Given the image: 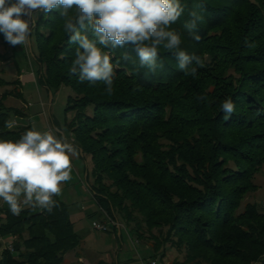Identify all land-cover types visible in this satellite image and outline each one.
Here are the masks:
<instances>
[{"label":"trees","instance_id":"obj_1","mask_svg":"<svg viewBox=\"0 0 264 264\" xmlns=\"http://www.w3.org/2000/svg\"><path fill=\"white\" fill-rule=\"evenodd\" d=\"M181 3L185 12L171 28L183 33L179 50L201 58L195 78L178 68L175 50L158 48L163 68L153 75L139 68L128 46L109 53L111 95L102 81L81 83L69 74L77 45L67 43L54 9L33 30L37 80L49 90L71 91L67 127L91 160L96 214L120 221L152 256L165 258L166 248H174L182 258L172 263L264 264V209L242 205L256 189L254 175L264 170V0ZM198 4L203 19L196 42L183 26ZM0 44L8 45L2 33ZM9 58L0 51V63ZM1 73L0 67V140L15 142L32 126H6L27 116L24 107L5 104L9 96L22 99L20 80ZM200 95L206 100L197 101ZM226 99L234 103L227 120L220 108ZM53 199L51 213L23 206L19 215L0 200V264H62L80 244L68 205Z\"/></svg>","mask_w":264,"mask_h":264},{"label":"clouds","instance_id":"obj_2","mask_svg":"<svg viewBox=\"0 0 264 264\" xmlns=\"http://www.w3.org/2000/svg\"><path fill=\"white\" fill-rule=\"evenodd\" d=\"M196 7L199 11L190 10L183 27L199 42L203 6ZM54 9L68 34L67 43L77 45L69 74L81 83L102 81L105 92L111 95L114 69L109 53L128 46L135 52L139 68H147L153 75L163 68L158 53L163 47L175 50L172 54L184 75L197 76L194 64L200 65L201 58L179 50L183 33L171 28L185 12L181 0H0V33L11 46H24L30 42L37 18ZM129 58L127 53L122 57ZM196 99L204 101L206 97ZM220 108L227 120L234 103L226 99ZM13 124L6 122L9 128ZM75 152L71 143L51 131L27 130L18 141L0 140V200L14 215H19L23 206L51 213L57 206L53 197L60 194L61 184L71 179L70 154Z\"/></svg>","mask_w":264,"mask_h":264},{"label":"rangeland","instance_id":"obj_3","mask_svg":"<svg viewBox=\"0 0 264 264\" xmlns=\"http://www.w3.org/2000/svg\"><path fill=\"white\" fill-rule=\"evenodd\" d=\"M0 51L10 56L8 60L0 63L1 76L8 81L19 79L23 92L22 99L9 96L5 99V104L23 107L22 102L25 101L26 104L30 103V106L43 105V111L28 112L26 118L15 117L17 125L26 123L29 119L32 130L43 133L50 131L48 123L52 120L59 129H57L58 131L53 129L51 132L58 138L71 143L76 149L75 154H70L71 179L61 184L58 197L68 205L70 218L81 241L75 249L65 253L62 264H150V259L155 261L154 264H176L172 262L176 259L180 260L182 255L174 248H166L165 258L161 259L158 255L152 256L153 251L149 245L146 242L137 241L116 219H114V225L120 227L119 230L116 228L113 231L109 228L108 231H103L93 226L94 220L108 222L110 217L105 213L102 216L96 214L99 210L98 205L92 198L88 187L92 183V163L88 156H83L80 153L76 138L67 127V123L73 117L72 111L65 110L70 89L60 86L56 90H49L38 82V64L34 59V53H36L34 31L30 42L26 45L13 47L10 44L5 46L0 44ZM6 88L10 89L11 87ZM2 90L0 89V92ZM252 181L255 183L256 189L247 193L242 205L246 202H254L257 203L259 209H264V170L257 172ZM2 244L6 245L3 241Z\"/></svg>","mask_w":264,"mask_h":264},{"label":"crops","instance_id":"obj_4","mask_svg":"<svg viewBox=\"0 0 264 264\" xmlns=\"http://www.w3.org/2000/svg\"><path fill=\"white\" fill-rule=\"evenodd\" d=\"M50 101H51V99H50ZM22 105L24 107V110L26 112V116L27 117H28V112L29 113H32V112H40L41 110L43 111V107H42L43 105L42 106H38V105H36V106L35 105L30 106V103H27L26 104L25 101L22 102ZM27 122H29V119H27ZM49 126H50V131H52L53 129H55L56 131H58L57 129H59L58 127L55 126V124H54V122L52 120H51L50 123H48V127ZM116 228H119V227H116ZM1 240L3 241L4 245L5 244H9L10 241H11V236L3 237ZM150 260L151 261H154L152 259H150Z\"/></svg>","mask_w":264,"mask_h":264},{"label":"built area","instance_id":"obj_5","mask_svg":"<svg viewBox=\"0 0 264 264\" xmlns=\"http://www.w3.org/2000/svg\"><path fill=\"white\" fill-rule=\"evenodd\" d=\"M25 48H27L25 46ZM14 124L13 125H16V120H13ZM50 130V129H49ZM115 222H114V219H109L108 222H99V221H93V226L99 230H103V231H108L109 228L111 229V225H114ZM155 261H151L150 264H154Z\"/></svg>","mask_w":264,"mask_h":264}]
</instances>
